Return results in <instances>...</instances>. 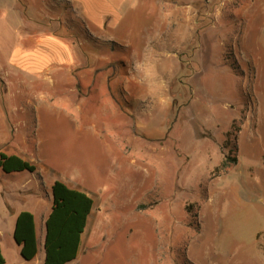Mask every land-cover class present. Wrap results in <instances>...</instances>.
Returning <instances> with one entry per match:
<instances>
[{"label": "rangeland", "instance_id": "374dc122", "mask_svg": "<svg viewBox=\"0 0 264 264\" xmlns=\"http://www.w3.org/2000/svg\"><path fill=\"white\" fill-rule=\"evenodd\" d=\"M173 18L151 48L95 46L85 78L76 47L81 69L29 111L36 193L56 179L94 200L75 264H264V0L192 1ZM62 22L47 32L83 37Z\"/></svg>", "mask_w": 264, "mask_h": 264}, {"label": "crops", "instance_id": "0c3cea01", "mask_svg": "<svg viewBox=\"0 0 264 264\" xmlns=\"http://www.w3.org/2000/svg\"><path fill=\"white\" fill-rule=\"evenodd\" d=\"M60 1L69 7L59 4ZM192 1L198 0H27L25 6L23 0H0V80L4 82L0 87V153L19 157L37 168L35 173L11 174L0 168V245L2 249L1 241L12 240L16 248L14 253L20 256V264L45 263L46 221L53 206L52 187L59 181L55 179L46 187L42 186L46 190L44 197L36 193L33 177L39 178L42 169L36 164V155H32L33 145L27 137L20 136L30 125L29 111L34 108L39 113L47 96L59 94L60 91L56 92L59 86L57 76L64 69H81L82 57L86 59V68H82L86 75L81 77L85 78L89 64L94 62L95 46L101 45L104 52L118 42L123 47H117L135 51L142 46V40H146L149 45H144V48H151L150 43L163 41L161 31L169 33L174 29L176 9L190 11ZM20 5L24 7L22 10L18 8ZM52 15L55 18H51ZM47 18L59 23L60 29L63 28L62 21L75 20L84 31L83 37H78L77 42L71 44L61 34L48 33L51 23H46ZM94 38L98 41L96 44ZM76 47L81 50L82 57L78 56ZM27 80L47 82L50 89L39 92L28 87ZM72 189L88 194L85 189ZM32 191L33 202L30 199ZM22 212L32 213L36 224L38 254L30 262L21 256V247L14 240L16 222ZM88 227L89 220L84 235ZM6 253L13 257L12 250L7 249ZM2 254L9 264L3 249ZM78 258L70 264H75Z\"/></svg>", "mask_w": 264, "mask_h": 264}, {"label": "trees", "instance_id": "16d2710c", "mask_svg": "<svg viewBox=\"0 0 264 264\" xmlns=\"http://www.w3.org/2000/svg\"><path fill=\"white\" fill-rule=\"evenodd\" d=\"M236 162V159H233ZM228 158L223 163L225 169ZM0 168L6 174L37 171L36 166L16 156L0 153ZM53 206L46 221L45 263L70 264L77 260L82 246L94 200L85 192L72 189L61 181L52 187ZM14 240L21 247L25 261L34 260L38 254L37 232L34 215L22 212L17 219ZM0 264H7L0 245Z\"/></svg>", "mask_w": 264, "mask_h": 264}]
</instances>
